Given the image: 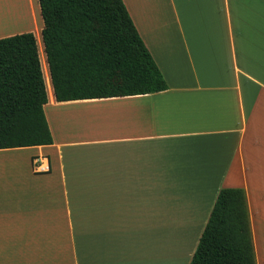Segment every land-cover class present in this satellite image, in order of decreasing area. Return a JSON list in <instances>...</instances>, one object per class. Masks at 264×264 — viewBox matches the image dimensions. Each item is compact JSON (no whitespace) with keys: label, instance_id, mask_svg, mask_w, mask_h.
Returning a JSON list of instances; mask_svg holds the SVG:
<instances>
[{"label":"crops","instance_id":"1","mask_svg":"<svg viewBox=\"0 0 264 264\" xmlns=\"http://www.w3.org/2000/svg\"><path fill=\"white\" fill-rule=\"evenodd\" d=\"M124 2L169 88L58 101L48 65L54 142L0 149V264H143L149 219L184 227L183 259L224 187L264 264V0Z\"/></svg>","mask_w":264,"mask_h":264},{"label":"trees","instance_id":"2","mask_svg":"<svg viewBox=\"0 0 264 264\" xmlns=\"http://www.w3.org/2000/svg\"><path fill=\"white\" fill-rule=\"evenodd\" d=\"M38 2L58 101L169 88L124 0ZM33 31L0 38V149L54 142L44 108V61ZM190 264H258L244 188L220 190Z\"/></svg>","mask_w":264,"mask_h":264},{"label":"rangeland","instance_id":"3","mask_svg":"<svg viewBox=\"0 0 264 264\" xmlns=\"http://www.w3.org/2000/svg\"><path fill=\"white\" fill-rule=\"evenodd\" d=\"M15 2H22L21 13L26 15L25 18L20 19L17 24H4L2 26L0 24V35L7 34L10 32H14L13 34L21 33L18 30L23 32L29 31L27 28H31L35 30L37 33L39 44L42 52V57L44 61L45 74L48 75V63L44 51L43 40H42V16L41 11L39 9L38 0H12ZM9 0H0V10L4 8L8 4ZM34 8V11H33ZM36 14V18H33V14ZM37 21V22H36ZM34 32V31H33ZM34 32V33H35ZM35 33V35H36ZM12 35V34H10ZM8 36V35H6ZM4 37V36H3ZM41 56V55H40ZM49 81V79H48ZM49 90H50V82H49ZM147 202L152 203L153 205L157 202V195L151 194L147 195ZM144 213L151 214L152 211H143ZM155 211H153L154 213ZM183 230L184 227L180 226H165L157 223V220L149 219L143 224V235L146 234V237L143 238V264H185L190 258V251L193 249V246L197 244V232L191 243L187 245V249L185 250V258H181L178 256L180 252V244L183 243L181 241L183 239ZM199 232V231H198ZM260 235L264 234V226H259ZM260 240V241H259ZM198 242V243H197ZM259 243H264V236L258 239ZM196 246V248H197ZM192 259V258H191Z\"/></svg>","mask_w":264,"mask_h":264},{"label":"bare ground","instance_id":"4","mask_svg":"<svg viewBox=\"0 0 264 264\" xmlns=\"http://www.w3.org/2000/svg\"><path fill=\"white\" fill-rule=\"evenodd\" d=\"M22 5L23 4L20 2L9 0L8 4L4 8H2L3 11L0 10V24L2 26H4V24L14 25L17 24V22L19 23L20 19H24L26 15H23L21 13ZM32 14L33 18L37 17L35 12Z\"/></svg>","mask_w":264,"mask_h":264}]
</instances>
